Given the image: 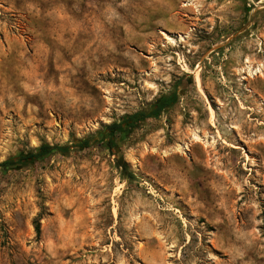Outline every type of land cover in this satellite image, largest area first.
Listing matches in <instances>:
<instances>
[{
    "label": "rangeland",
    "instance_id": "obj_1",
    "mask_svg": "<svg viewBox=\"0 0 264 264\" xmlns=\"http://www.w3.org/2000/svg\"><path fill=\"white\" fill-rule=\"evenodd\" d=\"M173 91L0 169V264H264V0H0V162Z\"/></svg>",
    "mask_w": 264,
    "mask_h": 264
},
{
    "label": "trees",
    "instance_id": "obj_2",
    "mask_svg": "<svg viewBox=\"0 0 264 264\" xmlns=\"http://www.w3.org/2000/svg\"><path fill=\"white\" fill-rule=\"evenodd\" d=\"M175 102L176 93L173 91L169 95L159 97L144 110L125 115L119 121L104 125L101 131L91 139L77 140L72 145L64 146L42 143L36 148L21 151L0 162V169L3 171L21 169L51 155L68 154L71 148L83 150L91 145L101 144L111 156H114V166L120 175L125 179H132L133 174L129 170L128 164L124 161L122 155L117 152L116 140L119 137L126 138L144 120L158 118L164 111L171 108ZM34 230L39 235L40 231L37 222L34 224Z\"/></svg>",
    "mask_w": 264,
    "mask_h": 264
},
{
    "label": "bare ground",
    "instance_id": "obj_3",
    "mask_svg": "<svg viewBox=\"0 0 264 264\" xmlns=\"http://www.w3.org/2000/svg\"><path fill=\"white\" fill-rule=\"evenodd\" d=\"M182 39V36H180L179 37V40H181ZM167 42L168 43H170V44H174L175 43V41L174 40H172V39H170V38H167ZM256 70H254V71H252V72H250V75H255V74H262V72H261V69H257V68H255ZM197 80V79H196ZM198 81V80H197ZM213 113V110L212 109H210V114H212ZM191 139L193 140V141H195V142H202L203 143V140L198 136V135H196L195 134V132L192 134V136H191ZM185 146V145H184ZM188 147V145H186L185 146V148H181V147H175V150H187L186 148Z\"/></svg>",
    "mask_w": 264,
    "mask_h": 264
},
{
    "label": "flooded vegetation",
    "instance_id": "obj_4",
    "mask_svg": "<svg viewBox=\"0 0 264 264\" xmlns=\"http://www.w3.org/2000/svg\"><path fill=\"white\" fill-rule=\"evenodd\" d=\"M251 23H249V25H250ZM175 88H177L176 86H175ZM175 92V91H174ZM176 93V92H175Z\"/></svg>",
    "mask_w": 264,
    "mask_h": 264
}]
</instances>
